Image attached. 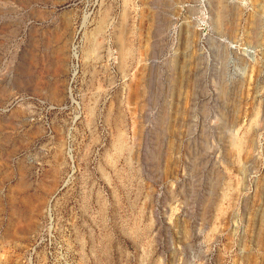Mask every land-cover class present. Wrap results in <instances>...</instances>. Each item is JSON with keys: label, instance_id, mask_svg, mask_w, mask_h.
<instances>
[{"label": "rangeland", "instance_id": "1", "mask_svg": "<svg viewBox=\"0 0 264 264\" xmlns=\"http://www.w3.org/2000/svg\"><path fill=\"white\" fill-rule=\"evenodd\" d=\"M0 264H264V0H0Z\"/></svg>", "mask_w": 264, "mask_h": 264}, {"label": "bare ground", "instance_id": "2", "mask_svg": "<svg viewBox=\"0 0 264 264\" xmlns=\"http://www.w3.org/2000/svg\"><path fill=\"white\" fill-rule=\"evenodd\" d=\"M120 42H122V39H120Z\"/></svg>", "mask_w": 264, "mask_h": 264}]
</instances>
